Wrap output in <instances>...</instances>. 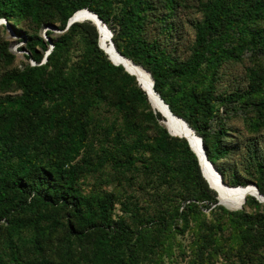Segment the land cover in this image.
I'll list each match as a JSON object with an SVG mask.
<instances>
[{"label": "trees", "instance_id": "16d2710c", "mask_svg": "<svg viewBox=\"0 0 264 264\" xmlns=\"http://www.w3.org/2000/svg\"><path fill=\"white\" fill-rule=\"evenodd\" d=\"M186 1L0 0L1 27L28 37L19 67L0 30V264H162L188 231L191 264H264V203L249 195L242 209L220 205L188 141L100 48L97 27L66 30L76 12L97 14L117 51L202 138L225 184L264 195V154L242 177L223 163L235 151L229 121L264 130V0L201 1L182 60L173 39ZM45 27L61 32L46 31L47 56ZM245 61L247 90L218 94L223 67Z\"/></svg>", "mask_w": 264, "mask_h": 264}, {"label": "rangeland", "instance_id": "374dc122", "mask_svg": "<svg viewBox=\"0 0 264 264\" xmlns=\"http://www.w3.org/2000/svg\"><path fill=\"white\" fill-rule=\"evenodd\" d=\"M201 1L205 0H187V7L184 6L178 9L177 24L180 27L175 30L173 41L177 48V55L182 60H186L191 54L190 48L195 39V24L203 16L201 13ZM2 25H5V22L0 24V27ZM8 25L7 28H0L1 34L10 42L9 50L16 56L15 65L21 67L23 63L28 62L25 57L28 53L25 40L28 37L24 34L23 29L12 26L11 24ZM55 29L45 27L40 31V36L50 44L46 55L51 50V37L46 34V31L52 30L55 34H59V31ZM29 62L34 64L33 61ZM249 65L248 61L244 63L226 64L220 73L221 79L218 81L217 93L231 94L237 91L243 92L247 90L249 87L247 66ZM20 94V91H10V93L4 95L16 96ZM228 125L231 128L228 139L234 142L235 151L228 160H223V163L228 170L237 171L238 175L242 177L245 175L244 169L248 160L252 158V155L254 154L257 158H261L264 154V130L258 133H252L242 119L231 120ZM92 181L93 179L89 178V180L84 182L86 184V190L88 184H92ZM193 239V231H188L185 235H176L172 239V243H170V249L166 253L162 264H191L190 262L194 257H192L189 245ZM182 246L188 252L181 253ZM213 264H225V260L222 256H218L217 260L213 261Z\"/></svg>", "mask_w": 264, "mask_h": 264}, {"label": "bare ground", "instance_id": "6f19581e", "mask_svg": "<svg viewBox=\"0 0 264 264\" xmlns=\"http://www.w3.org/2000/svg\"><path fill=\"white\" fill-rule=\"evenodd\" d=\"M80 18H88L94 19L90 14L86 11H82L78 14ZM100 44L104 51L110 56L112 62L116 65L124 66L130 73L135 75L138 78L141 87L147 92L153 108L155 111L164 115V125L168 128L171 134L175 136L188 137L194 149L198 152L201 164L204 170V174L209 181L210 185L214 190L219 192V199L221 203H223L227 208L237 210L244 206L245 200L247 196H257V193L254 191L252 185H248L247 189L243 188H235L227 186L228 188L222 187L220 185L219 180L214 174L212 168L206 163L204 156L201 152L200 142L197 138L194 137V134L188 127L181 121L173 117L168 109L164 106L161 100L158 98L156 93L154 92V87L152 86V80L148 72L142 68L134 64L131 60H125L120 57L116 50L112 47L111 38L109 33L101 26L100 33ZM247 187V186H245Z\"/></svg>", "mask_w": 264, "mask_h": 264}, {"label": "water", "instance_id": "95a60500", "mask_svg": "<svg viewBox=\"0 0 264 264\" xmlns=\"http://www.w3.org/2000/svg\"><path fill=\"white\" fill-rule=\"evenodd\" d=\"M82 11H86L88 14H90L92 17H94V19H86V18H80V17H78V14L80 13V12H82ZM91 21L96 27H97V29H98V31H99V34L101 33V26L109 33V35H110V38H111V44H112V47L114 48V50H116V52H117V54L120 56V57H122L123 59H125V60H128L127 58H125L124 56H122L118 51H117V48H116V46H115V44H114V42H113V40H112V37H113V33H112V31L109 29V27L98 17V15L97 14H95V13H93V12H91L90 10H88V9H84V10H80V11H78V12H76L71 18H70V20H69V22H68V25H67V28H66V30L72 25V24H74V23H79V22H84V21ZM3 22H5V24H6V20L5 19H0V24H2ZM49 28V27H48ZM55 30H57V29H55ZM59 33H61L60 31H59ZM100 48L104 51V49L101 47V45H100ZM53 49V45L51 44V50ZM51 50L47 53V55H49L50 54V52H51ZM106 54H107V52L106 51H104ZM46 55V56H47ZM108 55V54H107ZM109 56V55H108ZM109 59L111 60V58H110V56H109ZM47 61V59L45 58V60H44V62H46ZM112 61V60H111ZM114 64V63H113ZM114 65H116V64H114ZM118 66V65H117ZM124 67V66H123ZM124 69L129 73V74H131V75H133L132 73H130L125 67H124ZM149 75H150V77H151V80H152V86L154 87V81H153V79H152V76H151V74L150 73H148ZM133 76H135V75H133ZM137 78V77H136ZM137 81H138V83H139V85H140V82H139V80H138V78H137ZM141 86V85H140ZM142 88V87H141ZM143 89V88H142ZM144 90V89H143ZM145 91V90H144ZM146 92V91H145ZM154 92L156 93V95L158 96V98L161 100V102L164 104V106L168 109V112L173 116V117H175L176 119H178V120H181L187 127H188V129L189 130H191L193 133H195V131L189 126V124L184 120V119H182V118H180V117H178V116H176V115H174L173 113H172V111L170 110V108H169V106L164 102V100L161 98V96L155 91V89H154ZM147 93V92H146ZM148 95V94H147ZM148 98H149V95H148ZM149 101H150V103H151V100H150V98H149ZM152 104V103H151ZM153 106V105H152ZM161 114V113H160ZM163 117H164V115L163 114H161ZM164 124V123H163ZM167 128V127H166ZM168 129V128H167ZM169 131V130H168ZM169 133L171 134V132L169 131ZM172 136H175V135H173V134H171ZM177 137H180V138H185L187 141H188V143H189V145H190V147L192 148V150L195 152V154H196V156L198 157V160H199V163H200V166H201V169H202V173H203V176H204V178L207 180V178H206V176H205V174H204V170H203V167H202V164H201V160H200V157H199V154H198V152L194 149V147L192 146V144H191V142H190V140H189V138L188 137H182V136H177ZM194 137L195 138H197L198 140H199V142H200V148H201V152H202V154H203V156H204V159H205V161H206V163L212 168V170H213V172H214V174L216 175V177H217V179L219 180V182H220V185L222 186V187H225V188H228L227 186H226V184H225V182H224V180H223V178H222V176H221V174L218 172V170L215 168V166L208 160V157H207V155H206V152H205V148H204V144H203V140H202V138L201 137H199L198 135H194ZM207 182H208V184H209V186L212 188V186L210 185V183H209V181L207 180ZM249 186H247V187H234V189L235 188H243V189H247ZM252 187H253V189H254V191L257 193V195L259 196V197H257V196H253L254 198H256L260 203H264V195H262L260 192H259V189H258V187L255 185V184H253L252 185ZM213 189V188H212ZM228 189H230V188H228ZM214 190V189H213ZM216 193H217V195H218V200H219V204H221V205H223V206H225L223 203H221V201H220V199H219V192L217 191V190H214ZM245 203H246V200H245ZM226 207V206H225ZM240 209H242V208H240ZM231 210H233V209H231ZM237 210H239V209H237Z\"/></svg>", "mask_w": 264, "mask_h": 264}]
</instances>
